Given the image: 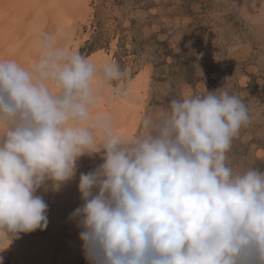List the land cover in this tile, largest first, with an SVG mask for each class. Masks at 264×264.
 Segmentation results:
<instances>
[{
	"label": "clouds",
	"instance_id": "1",
	"mask_svg": "<svg viewBox=\"0 0 264 264\" xmlns=\"http://www.w3.org/2000/svg\"><path fill=\"white\" fill-rule=\"evenodd\" d=\"M38 68L39 77L0 59V250L47 228L38 189L51 182L59 191L81 156L103 150V163L80 174L83 203L69 216L89 264H264V172L226 164L232 139L251 122L237 95L218 88L173 99L143 119L142 134L109 131L98 145L71 125L88 117L95 66L57 50ZM103 72L109 81L125 75L114 62ZM50 77L61 95L50 93Z\"/></svg>",
	"mask_w": 264,
	"mask_h": 264
},
{
	"label": "rangeland",
	"instance_id": "2",
	"mask_svg": "<svg viewBox=\"0 0 264 264\" xmlns=\"http://www.w3.org/2000/svg\"><path fill=\"white\" fill-rule=\"evenodd\" d=\"M83 2H91V10L87 21L78 17L74 34L83 36L78 52L86 58L112 53L114 63L125 73L119 81H111L115 89L130 79L147 81L133 137L145 131V117L155 118L169 110L173 99L227 90L246 104L251 122L232 139L226 164L234 173L264 172V0ZM56 20L46 21L47 38L56 32ZM20 65L24 67L23 62ZM94 127L90 128L93 135ZM96 143L102 145L103 140ZM103 155L100 150L81 156L76 175L59 191L51 189V182L47 190H37L48 204V226L10 240L6 264H89L79 238L82 229L69 216L83 203L78 191L80 174L102 164Z\"/></svg>",
	"mask_w": 264,
	"mask_h": 264
},
{
	"label": "bare ground",
	"instance_id": "3",
	"mask_svg": "<svg viewBox=\"0 0 264 264\" xmlns=\"http://www.w3.org/2000/svg\"><path fill=\"white\" fill-rule=\"evenodd\" d=\"M90 10L91 2L84 3L83 0H0V59H16L20 64L23 62L25 69H33V73L39 77L38 66L47 52L62 50L67 54L79 50L83 36L78 33L75 35L74 31L79 25L78 17L87 21ZM53 19H57L59 25L56 32L47 38L44 25L48 23L46 21L53 22ZM88 60L95 66L90 83L93 99L88 105L87 119L71 122V125L89 131L95 126L93 136L96 141H104L109 131L125 138L133 137L134 124L140 119L147 96V81L130 79L126 86L120 82L115 89L103 72L105 63L114 62L112 53L108 56L95 54ZM45 83L51 94H62L57 82L51 77ZM14 239L12 236L10 240L14 242ZM8 251L9 245L0 250L3 264H6ZM14 264H18V261Z\"/></svg>",
	"mask_w": 264,
	"mask_h": 264
}]
</instances>
